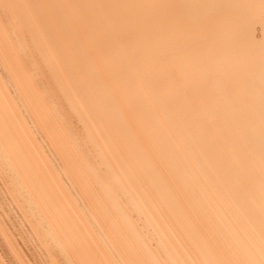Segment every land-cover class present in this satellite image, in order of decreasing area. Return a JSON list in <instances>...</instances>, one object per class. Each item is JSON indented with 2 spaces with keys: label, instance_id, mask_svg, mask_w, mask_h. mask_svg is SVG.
Masks as SVG:
<instances>
[{
  "label": "bare ground",
  "instance_id": "bare-ground-1",
  "mask_svg": "<svg viewBox=\"0 0 264 264\" xmlns=\"http://www.w3.org/2000/svg\"><path fill=\"white\" fill-rule=\"evenodd\" d=\"M0 264H264V0H0Z\"/></svg>",
  "mask_w": 264,
  "mask_h": 264
}]
</instances>
